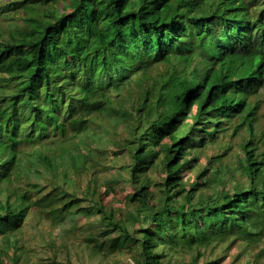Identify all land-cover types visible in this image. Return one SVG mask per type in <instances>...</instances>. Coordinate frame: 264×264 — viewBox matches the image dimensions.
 I'll return each mask as SVG.
<instances>
[{
  "label": "trees",
  "instance_id": "1",
  "mask_svg": "<svg viewBox=\"0 0 264 264\" xmlns=\"http://www.w3.org/2000/svg\"><path fill=\"white\" fill-rule=\"evenodd\" d=\"M0 18V264L18 263L33 206L59 233L81 231L92 256L127 249L133 264H222L226 255L200 260L216 245L239 258L264 241V131L251 105L264 88V0H0ZM127 90L130 109L118 112L132 120L129 137L110 153L131 159L121 206L71 199L47 211L38 184L35 198L11 189L53 163L71 184L92 155L79 139ZM53 139L72 146L42 151ZM82 215L99 219L81 226Z\"/></svg>",
  "mask_w": 264,
  "mask_h": 264
},
{
  "label": "rangeland",
  "instance_id": "2",
  "mask_svg": "<svg viewBox=\"0 0 264 264\" xmlns=\"http://www.w3.org/2000/svg\"><path fill=\"white\" fill-rule=\"evenodd\" d=\"M3 21L0 18V25ZM5 25L3 24V26ZM130 99H133L131 92L128 90L124 91L121 95L114 98V106L109 111L110 113L105 116L93 118L91 128L88 130L87 135H83L79 139L81 143L88 145L89 148H93L92 155L88 163L85 164L84 171L77 175L71 184H63L64 172L53 163L56 168L43 169V167H39L40 174L36 176L32 173L29 177L23 175L19 179L14 178L11 189H16V187L23 188L25 186L31 187L33 184H38L42 190V195L48 194L49 198L45 203L47 205V211L61 209L71 199H77L75 207L79 206L82 208L91 205L90 201L86 200L87 198L101 201L114 207L121 206L120 204L125 202L126 197L133 189L131 185H126V179L124 177H128V172L120 169V165H131V159L128 153L123 152L117 157V160H114V157H111L110 153L125 145L124 142L129 137V132L122 126L129 125V122H132V120L128 115H123L118 110L123 105L129 110L131 104ZM251 105L259 113V124L256 129V133H259L261 130L264 131V88L259 95L251 99ZM243 133L241 131L237 137H234V139L231 138L232 143L233 140L239 141V137ZM231 134V130L223 133L219 141L220 144H208L202 149L204 154L200 158L199 166L206 164L208 156L210 157L221 153L225 145L227 146L230 142ZM113 142L117 144V148L115 146H108V143ZM47 143L49 141L45 142V144ZM96 143L104 145L105 150H103L102 155L97 152ZM64 145L70 148L72 141L60 143L55 140L54 144L41 148V150L46 152V149L49 148L51 153L52 151L60 153L59 151H61L60 149ZM31 146L26 144L20 145L21 151L23 152L20 155L22 159L26 158L27 160H31L28 156L33 150ZM75 150L77 151L78 149ZM79 150L81 151V149ZM74 151L67 150L66 154L70 156ZM232 157L233 159L231 160L236 161V157L234 155ZM230 164L233 165L232 163ZM28 165L32 166L33 164ZM116 165L117 168H115ZM234 179L238 183L243 181V179H240L239 174ZM32 191L34 192V198L37 197L39 194L37 189L32 188ZM70 195H73V197H70ZM75 207H70L69 209ZM37 211L38 207L33 206L19 233L17 238L18 242L16 241L14 243L15 246H22V251L20 253L18 252L19 260L17 264H133L127 254V249H124L123 253L117 251L114 255L109 253L108 255L104 254V257L92 256L91 252L82 245L84 235H81V231L75 232V235L73 233H59L60 226L53 225L45 216H37ZM94 218L96 220L99 219L98 216L82 215L79 216V223L81 226H86ZM96 234H98V231ZM3 245L7 246V243L3 242ZM263 247L264 241L257 245L248 246V253L245 255L242 253L239 258H236L239 252L235 247L228 252H224V245H216V247L208 249L209 252L211 251L210 254L206 255L204 259H201L200 263L204 262L207 258L219 259L226 255L222 264H264V255H260ZM6 263L12 264L11 256L7 257Z\"/></svg>",
  "mask_w": 264,
  "mask_h": 264
},
{
  "label": "clouds",
  "instance_id": "3",
  "mask_svg": "<svg viewBox=\"0 0 264 264\" xmlns=\"http://www.w3.org/2000/svg\"><path fill=\"white\" fill-rule=\"evenodd\" d=\"M259 124V123H258Z\"/></svg>",
  "mask_w": 264,
  "mask_h": 264
}]
</instances>
